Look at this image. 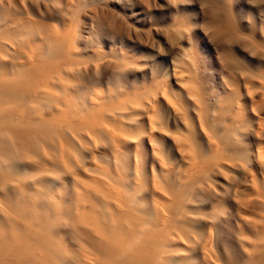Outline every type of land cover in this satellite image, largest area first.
Segmentation results:
<instances>
[{
  "label": "bare ground",
  "instance_id": "1",
  "mask_svg": "<svg viewBox=\"0 0 264 264\" xmlns=\"http://www.w3.org/2000/svg\"><path fill=\"white\" fill-rule=\"evenodd\" d=\"M33 6L0 0V264H264V31L173 92Z\"/></svg>",
  "mask_w": 264,
  "mask_h": 264
},
{
  "label": "rangeland",
  "instance_id": "2",
  "mask_svg": "<svg viewBox=\"0 0 264 264\" xmlns=\"http://www.w3.org/2000/svg\"><path fill=\"white\" fill-rule=\"evenodd\" d=\"M31 1L32 9L27 12L23 8L22 13L48 26L61 28L75 25L77 19L82 21L79 30L90 36L87 48L105 54L101 71L106 75L113 73V56L128 57L132 67L142 69L146 80L153 74H167L164 80L170 83L173 92L182 68L187 70L190 79L187 85L192 87L195 72L211 71L215 63L224 64V48L232 47L241 58L249 54L245 45L252 28L260 34L264 31V0ZM58 5L67 9V17H56ZM74 12L81 17H70ZM231 13L238 19V28L234 33L219 31L217 19ZM178 28L182 34L173 37ZM232 35L236 36L233 40Z\"/></svg>",
  "mask_w": 264,
  "mask_h": 264
}]
</instances>
